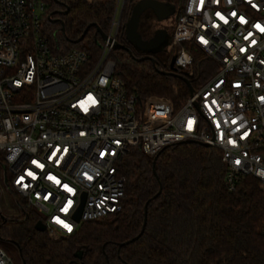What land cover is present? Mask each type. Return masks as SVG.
Masks as SVG:
<instances>
[{
	"label": "built area",
	"instance_id": "built-area-1",
	"mask_svg": "<svg viewBox=\"0 0 264 264\" xmlns=\"http://www.w3.org/2000/svg\"><path fill=\"white\" fill-rule=\"evenodd\" d=\"M125 1L93 57L57 41L46 0H0L3 181L46 214L52 239L121 211V166L132 149L155 157L186 141L207 144L220 153L229 190L242 176L264 189V0H183L168 46L174 67L200 75L198 51L214 72L178 106L132 91L118 71ZM0 264H13L2 248Z\"/></svg>",
	"mask_w": 264,
	"mask_h": 264
},
{
	"label": "trees",
	"instance_id": "trees-1",
	"mask_svg": "<svg viewBox=\"0 0 264 264\" xmlns=\"http://www.w3.org/2000/svg\"><path fill=\"white\" fill-rule=\"evenodd\" d=\"M46 1V24L57 41L96 57L101 37L95 26L108 33L117 0ZM130 5L126 0L118 41L132 54L115 51L118 71L132 91L163 96L178 106L190 95L184 78L197 89L214 72L206 68L211 62L196 51V65L202 64L203 71L189 77L170 67L168 51L151 55L155 63L141 60L143 54L128 44L122 27ZM90 25L95 26L85 33ZM83 34L81 42H74ZM121 169L127 197L120 212L52 239L48 231L36 230L43 219L35 209L16 199L21 215L5 222L0 218V239L16 246L21 264H264V189L256 178L242 176L229 190L218 151L180 143L149 157L132 149ZM145 220L143 234L126 244L141 233Z\"/></svg>",
	"mask_w": 264,
	"mask_h": 264
},
{
	"label": "water",
	"instance_id": "water-1",
	"mask_svg": "<svg viewBox=\"0 0 264 264\" xmlns=\"http://www.w3.org/2000/svg\"><path fill=\"white\" fill-rule=\"evenodd\" d=\"M68 13V8L64 12V14ZM175 13L174 6L167 4L165 2H160L158 0H137L132 2L130 5V14L125 23L123 24L125 39L128 42L130 46H132L139 54L146 55V57H142L141 60H151L155 63V60L152 58L151 55L157 54L160 52L168 51V46L170 45L172 41V33L167 31L164 24L166 21L173 16ZM50 18V17H48ZM57 22H60L62 24V31H64V24L60 20H56ZM155 22L158 23L160 26L158 29L154 28ZM95 25H90L85 30V33L88 31V29ZM97 29V32L101 35L103 39L107 38V35L100 30L97 26H95ZM84 35H82L78 40L74 41L76 43H79L83 40ZM116 50H124L129 51V49L125 46L120 44L119 42L115 45ZM130 54H132L130 52ZM175 59L173 58L170 63V67L174 70L176 68L174 67ZM181 72L184 74H187L186 70L181 69ZM164 73V72H163ZM182 77V76H181ZM189 86V92L192 94L193 88L191 87L189 81L184 78ZM184 143H195L193 141H186ZM199 144L204 147H209L207 144ZM161 190L159 191V193ZM85 197L83 198V203L81 207L79 208L78 212L75 215V220L77 222L80 221V214L83 208ZM147 206V205H146ZM3 222L7 220L5 216H0ZM146 227V220L143 225V229L141 233L132 239L131 241H128L126 244H130L143 234ZM37 231L44 232L47 230L46 225L42 221H38L35 226ZM123 246V245H122ZM78 258L82 257V252H80L77 256Z\"/></svg>",
	"mask_w": 264,
	"mask_h": 264
},
{
	"label": "rangeland",
	"instance_id": "rangeland-1",
	"mask_svg": "<svg viewBox=\"0 0 264 264\" xmlns=\"http://www.w3.org/2000/svg\"><path fill=\"white\" fill-rule=\"evenodd\" d=\"M17 201L26 209H31L26 206L25 201L23 199H20L17 197ZM16 201L15 196H13L6 184L3 181V169L2 166L0 165V216H5V217H18L21 215V209L18 205V202ZM37 214L41 217V219L45 220L46 219V214L42 211L35 210ZM49 233H53V230L48 227ZM58 239L61 237L59 233L55 234ZM0 248L6 251V253L11 257L13 264H21V259L20 255L18 252V249L16 246L5 240L0 239Z\"/></svg>",
	"mask_w": 264,
	"mask_h": 264
},
{
	"label": "flooded vegetation",
	"instance_id": "flooded-vegetation-1",
	"mask_svg": "<svg viewBox=\"0 0 264 264\" xmlns=\"http://www.w3.org/2000/svg\"><path fill=\"white\" fill-rule=\"evenodd\" d=\"M134 1H137V0H128L129 5L132 4V2H134ZM158 1H160V2H165V3H167V4H170V5H173V6H174V11H175L174 15L171 16V17L166 21V23L164 24V26H165V28L167 29V31H169V32L171 33L172 30H173V28H174V26H175V20H176L177 12H178L179 8L181 7L183 0H158ZM56 20H58V18H57ZM159 27H160V26L158 25V23L155 22V24H154V28H155V29H158ZM83 35H84V34H83ZM81 36H82V35H81ZM81 36H80V37H81ZM80 37H79V38H80ZM83 38H84V37H83ZM131 47H132V46H131ZM132 48H133V47H132ZM166 52H167V50H166ZM143 57H146V55H143Z\"/></svg>",
	"mask_w": 264,
	"mask_h": 264
}]
</instances>
